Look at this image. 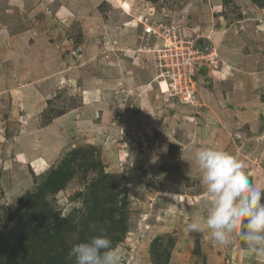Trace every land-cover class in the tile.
Here are the masks:
<instances>
[{
	"label": "rangeland",
	"instance_id": "rangeland-1",
	"mask_svg": "<svg viewBox=\"0 0 264 264\" xmlns=\"http://www.w3.org/2000/svg\"><path fill=\"white\" fill-rule=\"evenodd\" d=\"M258 2L0 0L3 264L22 256L15 239L28 198L72 150L89 146L119 190L125 186L119 199L127 198L128 231L112 242L123 264H155L154 242L167 264H264V255L250 254L235 235L225 247L207 230L187 227L206 215L208 193L193 160L198 147L227 150L264 188V0ZM144 3L159 22L217 56L199 68L190 95L162 83L134 19ZM76 172L48 196L52 210L87 234L106 230L87 220L83 201L97 172Z\"/></svg>",
	"mask_w": 264,
	"mask_h": 264
},
{
	"label": "trees",
	"instance_id": "trees-1",
	"mask_svg": "<svg viewBox=\"0 0 264 264\" xmlns=\"http://www.w3.org/2000/svg\"><path fill=\"white\" fill-rule=\"evenodd\" d=\"M254 1L259 3L258 0ZM79 167L85 169V172L89 170L97 172V177L90 182L83 194V201L87 206V220L106 223V232L112 242L124 238L128 231L124 219L127 198L119 199V194L125 192V186L119 190L117 180L115 178L111 180L110 176L105 174L101 162L94 156L93 148L78 147L50 170L38 185L37 191L28 198L25 209L29 215L18 224L15 239L17 248H21L22 256L15 259L14 264H74V261L68 259L71 246L99 234L100 230L87 234L78 224L67 218L61 219L47 200L48 196L55 195L66 187L75 173L77 174ZM124 195L126 196V193ZM73 233H77L78 237L67 240L66 238ZM152 247L153 262L167 264L163 259L164 252L158 250V243L154 242ZM2 253L0 264H3L8 255L7 251Z\"/></svg>",
	"mask_w": 264,
	"mask_h": 264
},
{
	"label": "clouds",
	"instance_id": "clouds-1",
	"mask_svg": "<svg viewBox=\"0 0 264 264\" xmlns=\"http://www.w3.org/2000/svg\"><path fill=\"white\" fill-rule=\"evenodd\" d=\"M208 193L203 222L193 220V232L207 230L220 246H229L232 236L244 242L253 255H264V188L257 187L244 165L218 146H201L193 153ZM63 218V217H61ZM74 264H123V253L113 246L106 230L78 243L68 253Z\"/></svg>",
	"mask_w": 264,
	"mask_h": 264
},
{
	"label": "built area",
	"instance_id": "built-area-1",
	"mask_svg": "<svg viewBox=\"0 0 264 264\" xmlns=\"http://www.w3.org/2000/svg\"><path fill=\"white\" fill-rule=\"evenodd\" d=\"M134 19L143 26V34L150 42L149 51L156 57L166 90L176 95H190L188 89L194 88L199 68L208 63L215 64L217 56L196 45L194 40L183 37L174 26L159 22L152 4H142Z\"/></svg>",
	"mask_w": 264,
	"mask_h": 264
},
{
	"label": "crops",
	"instance_id": "crops-1",
	"mask_svg": "<svg viewBox=\"0 0 264 264\" xmlns=\"http://www.w3.org/2000/svg\"><path fill=\"white\" fill-rule=\"evenodd\" d=\"M10 1H12L13 3H16V4L18 5V3H19L20 0H10ZM11 5H12V4H11ZM19 5H20V4H19ZM18 7H19V6H18ZM141 35H144V34H143V31H142V34H141ZM145 36H146V35H145ZM6 53H7V55H8V53H10V52L7 51ZM203 67H204V66H203ZM23 114H24V113H23ZM26 115H27V114H26ZM30 118H32V117H30ZM45 127H46V126H43V128H45ZM36 128H38V126L35 127V130H36V131H41V130L43 129L42 127H40L39 130L36 129Z\"/></svg>",
	"mask_w": 264,
	"mask_h": 264
}]
</instances>
